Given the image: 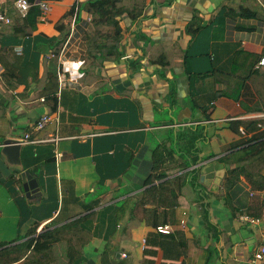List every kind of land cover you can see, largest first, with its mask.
I'll list each match as a JSON object with an SVG mask.
<instances>
[{
  "label": "crops",
  "instance_id": "crops-1",
  "mask_svg": "<svg viewBox=\"0 0 264 264\" xmlns=\"http://www.w3.org/2000/svg\"><path fill=\"white\" fill-rule=\"evenodd\" d=\"M13 1L5 3L11 23L0 25V156L5 140H30L0 177V264H251L264 235V191L254 198L242 176L226 190L220 159L232 162L245 147L230 122L264 130V0H115L132 15L117 17L122 30L109 58L89 47L90 37L112 32L93 19L97 0L47 1L25 37L13 33ZM42 116L50 121L35 130ZM183 131L198 136L193 148L179 141ZM191 149L197 162L179 169ZM154 152L168 159L167 179L197 178L176 200L167 223L174 230L161 237L130 217L150 186ZM198 163L225 171L217 192L198 181ZM24 171L40 196H26ZM246 213L258 225L239 219ZM53 231L56 240L42 238ZM150 234L158 238L149 242Z\"/></svg>",
  "mask_w": 264,
  "mask_h": 264
},
{
  "label": "trees",
  "instance_id": "trees-1",
  "mask_svg": "<svg viewBox=\"0 0 264 264\" xmlns=\"http://www.w3.org/2000/svg\"><path fill=\"white\" fill-rule=\"evenodd\" d=\"M31 3H36L37 0H28ZM42 1H56V0H42ZM96 10L93 12V19L97 22L105 24L112 29V32L102 33L101 40L96 38H89V47L98 53L101 58H109L115 55V49L118 44L119 37L121 35V27L117 17L123 15H132L131 12L117 7L115 0H97L95 1ZM75 7L73 6L68 14H73ZM41 9L39 6L34 5L30 8L28 14L25 17H20L17 13L14 16L13 33L18 37H25L31 35L37 28L36 21L41 15ZM199 27L191 30V34H195ZM61 39L56 40L58 43ZM3 78L6 83H10L12 77L10 74L3 73ZM57 84V83H56ZM43 93L47 94V91ZM57 98L53 96L48 100H53V108L56 109ZM262 123L252 121H232L230 122L231 130L237 135H244V139L240 140L239 144L245 145L244 148L237 151L235 154V160L230 161L228 156L220 159L228 165L227 178L225 182L226 190H229L239 179L240 176L248 183L250 191L253 193L254 198L258 196L256 193L264 191V130L261 129ZM242 128V129H241ZM241 129V130H240ZM188 133L183 131V136L179 141L186 145H190L189 148H193L194 142L198 139L197 135H192L190 142L188 139ZM251 134V135H250ZM250 135V136H249ZM236 146V145H235ZM185 148V147H184ZM158 151V149H157ZM192 149L189 152H185L180 157V163L178 168L181 170L187 169L189 163L195 164L198 160L197 155L192 154ZM153 153V168L151 176L147 179L146 185H150L142 192V196L132 206L130 211V217L136 218L139 221H145L148 226L157 227L158 225H164L174 221L175 208L178 205L176 201L181 195L182 189L187 184L194 185L197 182V178L189 177L193 172H186L177 175L173 178L167 179L170 176V171L165 168L161 169V165L165 164L168 160L166 156ZM158 184H155V182ZM193 182V183H191ZM172 197L174 200H171ZM251 206V205H250ZM250 213V212H249ZM250 216L248 213H246ZM252 217V216H251ZM256 218V217H255ZM207 221V220H206ZM80 220H75L63 226V228H70L74 225H78ZM210 228V224H207ZM56 231H53L42 238H48L50 241L56 240ZM161 237V234H159ZM164 236V235H162ZM165 238H171V236H164ZM152 238H158L157 236L150 234L149 242ZM47 239V240H48ZM69 243V240H68ZM40 245H37L38 249ZM75 254V253H74ZM69 258L72 261L74 255L72 253V242L70 241ZM76 257V254H75ZM142 264H151L146 261H142Z\"/></svg>",
  "mask_w": 264,
  "mask_h": 264
},
{
  "label": "built area",
  "instance_id": "built-area-1",
  "mask_svg": "<svg viewBox=\"0 0 264 264\" xmlns=\"http://www.w3.org/2000/svg\"><path fill=\"white\" fill-rule=\"evenodd\" d=\"M6 0H0V25L2 24H10L11 23V17L9 16L8 8L6 6ZM13 8L17 12V14L20 17H25L30 8L34 5H37L40 7L41 12H47L49 10V6L47 1L37 0L36 3H31L28 0H14L13 1ZM79 64H82V62H79ZM257 66L260 68H264V57H261L260 60L257 63ZM69 69L63 68L59 73V79L62 86L66 85L67 82V73L69 74ZM50 121V116H42L35 124L34 129L35 130H42L47 123ZM30 140V135L27 133L24 136L23 140H20L19 142L22 144V142H28ZM56 140V139H52ZM61 153H57V157H60ZM183 215H186L185 212H183ZM239 219L242 222L248 223L251 226H256L259 223V220L248 216V215H242L239 217ZM178 225L181 228L186 227V219L181 218L178 222ZM174 230L173 225L170 224H164V225H158L155 228V231L160 234H170ZM251 264H264V235L262 237L261 245L259 246L258 250L254 253V256L251 260Z\"/></svg>",
  "mask_w": 264,
  "mask_h": 264
},
{
  "label": "water",
  "instance_id": "water-1",
  "mask_svg": "<svg viewBox=\"0 0 264 264\" xmlns=\"http://www.w3.org/2000/svg\"><path fill=\"white\" fill-rule=\"evenodd\" d=\"M21 143L16 140H5L0 156V177L11 174L10 164H17L20 158V145ZM195 174L199 175L198 181L204 186L213 191H218L225 171L223 169H215L213 163L204 164L198 163L194 168ZM20 179L22 188L26 196L41 195V189L36 178H34L28 171L21 172Z\"/></svg>",
  "mask_w": 264,
  "mask_h": 264
}]
</instances>
